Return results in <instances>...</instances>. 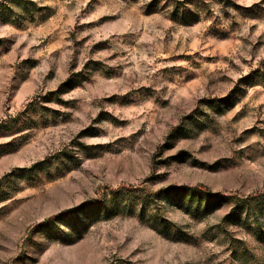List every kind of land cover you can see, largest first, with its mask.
Here are the masks:
<instances>
[{"label": "rangeland", "instance_id": "rangeland-1", "mask_svg": "<svg viewBox=\"0 0 264 264\" xmlns=\"http://www.w3.org/2000/svg\"><path fill=\"white\" fill-rule=\"evenodd\" d=\"M0 264H264V0H0Z\"/></svg>", "mask_w": 264, "mask_h": 264}, {"label": "trees", "instance_id": "trees-1", "mask_svg": "<svg viewBox=\"0 0 264 264\" xmlns=\"http://www.w3.org/2000/svg\"><path fill=\"white\" fill-rule=\"evenodd\" d=\"M191 191L197 194L205 195L210 198H219L221 197L220 193L214 194L212 193L206 186L198 185L196 187L191 188ZM58 216L50 218L49 220L56 219Z\"/></svg>", "mask_w": 264, "mask_h": 264}]
</instances>
